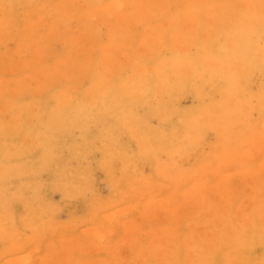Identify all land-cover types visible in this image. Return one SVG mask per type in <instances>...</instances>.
Here are the masks:
<instances>
[{
  "label": "rangeland",
  "instance_id": "rangeland-1",
  "mask_svg": "<svg viewBox=\"0 0 264 264\" xmlns=\"http://www.w3.org/2000/svg\"><path fill=\"white\" fill-rule=\"evenodd\" d=\"M156 1L164 0H0V264H189L190 254V264H217L219 259L218 264H229L237 251L234 240L242 235L251 244L245 255L241 253L244 263L251 258V264H264L259 262L264 260V241L260 240L264 231L257 232L264 230V0H222L235 4L236 16L250 4V15H244L242 21L235 17L238 23L235 18L214 21L212 11L203 16L192 14L190 0H167L163 10ZM30 24L36 25L34 35ZM241 34L244 40L238 43ZM246 42L249 50L240 57L238 50H245ZM228 75L234 76V92L224 103L231 80ZM123 82L136 87L122 96L123 107L135 115V122L128 124L117 117L109 94L103 100L106 104L99 102L98 96L92 98L95 103L86 110L83 125L71 121L53 134L47 132L49 122L56 119L53 109L71 110L88 104L89 92L85 91L93 85L112 93ZM225 108L228 114L223 113ZM204 117L211 120L207 125ZM43 119L45 123L40 122ZM126 127L143 134L146 138L142 147L146 145L152 151L139 150ZM151 132H157L160 139ZM108 156L116 158L108 160ZM213 194L218 195L216 200ZM190 200L201 204L194 207ZM258 204L261 213L252 211L260 207ZM172 206L179 208L177 212ZM251 213L253 219L246 215ZM249 225L255 229L249 230ZM162 230L166 232L164 238ZM203 232L204 237L199 236ZM166 235L173 239L168 237L167 242ZM211 239L217 241L212 243ZM134 241L141 243L140 250ZM181 241L184 247L179 248L183 246ZM153 246H158L159 253ZM203 253H211V259L206 255L210 261L203 258Z\"/></svg>",
  "mask_w": 264,
  "mask_h": 264
},
{
  "label": "bare ground",
  "instance_id": "bare-ground-1",
  "mask_svg": "<svg viewBox=\"0 0 264 264\" xmlns=\"http://www.w3.org/2000/svg\"><path fill=\"white\" fill-rule=\"evenodd\" d=\"M67 1V0H66ZM91 1V0H90ZM167 0H164L163 1V3H165ZM191 2H189V3H191V5L189 4V6H192L191 8V10H193V12H192V14L193 13H195V14H199L200 16H203L205 13H207L208 11H212V13H213V18H214V21H220V20H222V21H227L228 19H233V18H238L240 21H242V20H244V15H250V13L248 12V11H250V10H247V9H249V7H250V4H247V8L245 9V10H243L242 11V13L239 15V16H236V15H234V13L236 12V7H235V4H233V2H223L222 0H190ZM233 1H235V0H233ZM157 2V1H156ZM256 2H258V1H256ZM262 2H264V1H262ZM261 2V3H262ZM127 3V2H126ZM158 3V2H157ZM160 3V2H159ZM158 3V4H159ZM163 3H160V7L162 8V10H163V8H164V6H163ZM241 3V2H240ZM115 4V3H114ZM141 5H142V3H140ZM151 6V5H150ZM183 6H185V5H183ZM257 6V5H256ZM6 7V6H5ZM114 7V6H113ZM148 7V6H147ZM260 7V6H259ZM50 8V7H49ZM117 8V7H116ZM119 8V7H118ZM139 8V7H138ZM252 8V7H251ZM262 9V8H261ZM95 10V9H94ZM139 10V9H138ZM190 10V11H191ZM140 11V10H139ZM138 11V12H139ZM142 11V10H141ZM145 11V10H144ZM143 11V12H144ZM148 11V10H147ZM129 12V11H128ZM141 13V12H140ZM210 13V12H209ZM146 14H147V12H146ZM149 14V13H148ZM194 14V15H195ZM255 14V13H254ZM145 15V14H144ZM92 16V15H91ZM109 16V15H108ZM150 16V15H149ZM148 16V17H149ZM154 16V15H153ZM145 18V17H144ZM235 18V20L237 21V23L238 22H240L238 19H236ZM126 19V18H125ZM141 19H143V18H141ZM198 20V19H197ZM207 20V19H206ZM209 20V19H208ZM213 20V19H212ZM210 21V20H209ZM192 22V21H191ZM243 24V23H242ZM246 24V23H245ZM192 24L190 23V25L189 26H191ZM35 24H30L29 25V29L31 30V34L32 35H34V33H35V30H34V28H35ZM141 27V26H140ZM222 27H224L225 29H226V25H224V26H222ZM221 27V28H222ZM246 27V26H245ZM114 28V27H113ZM133 28V27H132ZM180 28V27H179ZM220 28V29H221ZM173 29H174V27H173ZM185 29V28H184ZM223 29H221V31H222ZM227 30V29H226ZM196 31V30H195ZM242 31V30H241ZM226 32V31H225ZM155 33V32H154ZM193 33H194V31H193ZM197 33V32H196ZM238 33V32H237ZM160 34V33H159ZM239 34V33H238ZM52 35H54V34H52ZM160 36V35H159ZM161 37V36H160ZM206 37V36H205ZM213 37V36H212ZM161 40H162V38H160ZM244 40V38H243V34H241L240 36H238V39H237V41H238V43H242L243 42V40ZM249 39V38H248ZM147 41V40H146ZM149 41V40H148ZM78 42V41H77ZM145 42V41H144ZM128 43H129V41H128ZM149 43V42H148ZM151 43H153L152 42V40H151ZM201 43V42H200ZM230 43H231V39H230ZM248 43V44H247ZM23 45H24V43H22ZM157 44V43H156ZM165 44V43H164ZM246 44H247V46L248 47H246L245 48V50L244 49H242L243 51H239L238 50V56H240V57H242L243 55H246V51L247 50H249V42H246ZM152 46H153V44H151ZM152 46H151V48L150 49H152ZM154 46H156V45H154ZM47 47V46H46ZM167 47V46H166ZM208 47H209V45H208ZM216 47V46H215ZM158 48V47H157ZM253 48V47H252ZM56 49V48H55ZM192 49V48H191ZM57 50V49H56ZM147 50V49H146ZM156 50V49H155ZM158 50V49H157ZM160 50V49H159ZM144 51V50H143ZM148 51V50H147ZM185 51V50H184ZM262 51H264V50H262ZM139 52H141V51H139ZM152 52V51H151ZM147 53V52H146ZM182 53V52H181ZM257 53V52H256ZM153 54H155V53H153ZM70 55V54H69ZM77 55V54H76ZM115 55V54H114ZM114 55H112L113 56V58H114ZM122 55V54H121ZM158 55V54H157ZM148 56V55H147ZM171 56V55H170ZM256 56V55H255ZM262 56H264V55H262ZM134 57V56H133ZM186 60V59H185ZM70 61V60H69ZM110 62V61H109ZM163 62V61H162ZM208 62H210V61H208ZM56 63V62H55ZM66 63V62H65ZM112 64V63H111ZM190 64V63H189ZM213 64V63H212ZM240 64V63H239ZM262 64H264V63H262ZM176 65V64H175ZM212 66V65H211ZM238 66V65H237ZM149 68V67H148ZM178 68V67H177ZM55 69H56V67H55ZM150 69V68H149ZM153 69V68H152ZM180 69V70H179ZM182 68H178L177 70H179L178 72H181L182 70H181ZM50 70V69H49ZM52 70V69H51ZM176 70V71H177ZM185 70V69H184ZM213 70V69H212ZM188 71H190V69H188ZM191 71H194L193 69H191ZM197 71V70H196ZM6 72V71H5ZM171 72V71H170ZM185 72H186V70H185ZM184 72V74H187V73H185ZM226 72V71H225ZM190 72H188V74H189ZM200 73V72H199ZM233 73V72H232ZM6 74V73H5ZM62 74V73H61ZM106 74V73H105ZM150 74V73H149ZM182 74V73H181ZM184 74H183V76L182 77H184ZM39 75V74H38ZM51 75V74H50ZM162 75V74H161ZM56 76V75H55ZM180 76L181 75H179V78H180ZM193 76V75H192ZM191 76V77H192ZM226 76V75H225ZM39 77V76H38ZM227 77H229V75L227 76ZM233 77L234 76H232L230 79V83H229V87L227 86V88H226V90H225V93H226V97L227 98H225V102L224 103H226L227 102V99H228V97H229V95H231L233 92H234V90L232 89V84L231 83H234L233 82ZM173 78V77H172ZM178 78V77H177ZM12 79V78H11ZM42 79V78H41ZM257 79V78H256ZM38 80V79H37ZM168 80V79H167ZM181 79H179V81H180ZM188 80V79H187ZM186 80V81H187ZM235 80V79H234ZM11 81V80H10ZM159 81V80H158ZM166 81V80H165ZM185 81V82H186ZM17 83V82H16ZM72 83V82H71ZM128 82H123L122 84H120V86H119V88H118V90L116 91V92H112V93H110L111 91H109V89L108 88H106L105 87V89L104 90H100L98 87H97V84L96 85H93L92 86V88L89 90V91H85V93L87 92H89L88 94H86V97L88 98V99H86V101H88L89 100V103L88 104H85V105H81V106H76V107H74V108H71V110H66V108L64 109V108H56V109H53L55 112H56V119H54V123H51V122H49V127H48V130H47V132H50L51 134H53L54 133V131H56V130H59V129H63V128H66L67 127V125H68V123H70L71 121H72V123H78V124H81V125H83L84 123H86V117H87V113H86V110L88 109V107L90 106V105H92V104H94L95 103V101H94V103H92V98H96L97 96L100 98L98 101L99 102H101V103H105L103 100L105 99H107V98H105L106 96H108L109 94L111 95V96H109L110 97V99H112V103H111V106L112 107H114L113 108V111L114 112H116V113H118V115H117V117H120V119L121 120H123V121H126V122H129L128 124H130V123H132L133 121L135 122V119H136V117H135V115H133V113L132 112H130L129 111V109L128 108H126V107H123V104H122V96H123V93H131V92H133V90L134 89H136V87L135 86H130V85H128L127 84ZM169 83V82H168ZM172 83H174V82H172ZM183 83H184V80H183ZM170 84V83H169ZM37 85V84H36ZM46 85V84H45ZM171 85V84H170ZM27 86V85H26ZM141 86V85H140ZM163 87V86H162ZM35 88V87H34ZM110 88V87H109ZM169 88H171V87H169ZM83 89H85V88H83ZM254 89V88H253ZM119 91V92H118ZM186 91V90H185ZM166 92V91H165ZM163 93V92H162ZM154 94V93H153ZM166 94V93H165ZM169 94H170V92H169ZM183 94V93H182ZM229 94V95H228ZM239 96H241V94L239 95ZM57 97H59V96H57ZM62 97H63V95H62ZM120 98V99H119ZM171 98V97H170ZM162 99H163V97H162ZM200 99V98H199ZM68 100V99H67ZM66 100V101H67ZM96 100V99H95ZM40 101V100H39ZM65 100H63V102H64ZM108 101V100H107ZM162 101H164V99L162 100ZM246 101V100H245ZM57 103V102H56ZM66 103V105H67V102H65ZM233 103V102H232ZM41 104V103H40ZM106 104V103H105ZM195 104V103H194ZM244 104V103H243ZM55 105V104H54ZM64 105V104H63ZM65 105V106H66ZM62 106V105H61ZM64 106V107H65ZM100 106V105H99ZM118 106H119V108H118ZM111 107V108H112ZM175 107V106H174ZM52 108V107H51ZM261 108V107H260ZM12 109V108H11ZM37 109V108H36ZM101 109V108H100ZM217 109V108H216ZM173 110V109H172ZM179 110V109H178ZM235 109H233V110H231L232 112L234 111ZM251 110V109H250ZM96 111V110H95ZM94 111V112H95ZM101 111V110H100ZM103 111V110H102ZM111 111V110H110ZM249 110H247V112H248ZM162 112H164V111H162ZM168 112V111H167ZM225 112H227V109L225 108L224 109V111H223V113H225ZM229 112V111H228ZM228 112H227V114H228ZM245 112V111H244ZM243 112V113H244ZM103 113V112H102ZM101 113V114H102ZM181 113V112H180ZM226 114V113H225ZM262 114V113H261ZM199 115V114H198ZM206 115V114H205ZM241 115H242V113H241ZM240 115V116H241ZM244 115V114H243ZM35 116V115H34ZM163 116H165V115H163ZM207 116V115H206ZM230 115H228V117H229ZM244 116H246V115H244ZM160 117H162L161 115H160ZM159 117V118H160ZM227 117V116H226ZM227 117V118H228ZM235 117V116H234ZM154 118V117H153ZM203 118V117H202ZM205 118V117H204ZM244 118V117H243ZM39 119V118H38ZM147 119V118H146ZM191 119V118H190ZM230 119H232V120H234V118H230ZM235 119H237V118H235ZM241 119V118H240ZM46 120V119H45ZM65 120V121H64ZM91 120H92V118H91ZM112 120V119H111ZM148 120V119H147ZM229 120V119H228ZM232 120H231V122H232ZM19 121V120H18ZM43 121V123H45L44 122V119L43 120H41L40 122H42ZM50 121V120H49ZM151 121V120H150ZM186 121H188L187 119H186ZM207 122L205 125H207L208 124V121H211V120H208V119H206L205 118V120H204V122ZM260 121V120H259ZM14 122V121H13ZM25 122V121H24ZM31 122V121H30ZM125 122V123H126ZM153 122V121H152ZM12 123V122H11ZM16 123V122H15ZM39 123V122H38ZM106 123V122H105ZM124 123V124H125ZM136 123H138V122H136ZM136 123H134V124H136ZM216 123V122H215ZM217 123H219L218 121H217ZM226 124H227V121L225 122ZM203 124V125H204ZM220 124H221V122H220ZM223 124H224V122H223ZM262 124V123H261ZM5 125H6V123H5ZM25 125H27L26 123H25ZM40 125V124H39ZM132 125V124H131ZM201 125V124H200ZM212 126H213V124H211ZM7 126V125H6ZM30 126V125H29ZM28 126V128L30 129V127ZM44 127H46L45 126V124L43 125ZM202 126V125H201ZM224 126V125H223ZM226 126V125H225ZM241 126V125H240ZM243 126V125H242ZM8 127V126H7ZM32 127V126H31ZM44 127H43V129L42 130H44ZM124 127V126H123ZM129 127V126H128ZM132 127H133V125H132ZM180 127V126H179ZM196 127V126H195ZM195 127H194V129H195ZM220 127H221V125H220ZM244 127V126H243ZM250 127V125L248 124V128ZM47 128V127H46ZM125 128V127H124ZM209 128V127H208ZM224 127H222V129H223ZM1 130H2V126H1V128H0ZM4 129V128H3ZM210 129V128H209ZM212 129V128H211ZM225 129V128H224ZM31 130V129H30ZM126 130H127V132H129L130 134H131V138H133V142L134 143H138V144H134V145H138L137 147H138V149L139 150H141L142 149V151L143 152H148V153H150L151 151H152V149H147L146 148V145H145V147H142L143 146V143L145 142V138L146 137H142V135H140V134H138V133H136V132H134L133 131V129L132 128H128L127 129V127H126ZM246 130V129H245ZM38 131V130H37ZM63 131V130H62ZM136 131H138V130H136ZM193 131V130H192ZM192 131H190L191 132V135H192ZM196 131V130H195ZM200 131V130H199ZM244 131V130H243ZM202 132V131H201ZM256 132V131H255ZM254 132V133H255ZM128 133V134H129ZM153 135H155L154 136V138L156 137L157 138V140L158 139H160V136L157 134V132H151ZM244 133V132H243ZM246 133H247V131H246ZM260 133H261V130H260ZM130 134H129V137H130ZM172 134V133H171ZM194 134V133H193ZM203 134V133H202ZM147 135V134H146ZM242 135V134H241ZM257 135H261V134H259V132H257ZM41 136V135H40ZM254 136H256V135H254ZM47 137V136H46ZM108 137V135H106L104 138L106 139ZM205 137V136H204ZM257 137V136H256ZM260 137V136H259ZM261 137L262 138H264V133H262V135H261ZM44 138V137H43ZM155 138V139H156ZM187 138V137H186ZM189 138L191 139V137L189 136ZM193 138V137H192ZM255 138V137H254ZM258 138V137H257ZM148 139L149 138H147V140L146 141H148ZM173 139V138H172ZM203 139V138H202ZM230 139H232L233 140V138H231V136H230ZM256 139V138H255ZM46 140V139H45ZM44 140V141H45ZM48 140V139H47ZM136 140V141H135ZM115 141V140H114ZM184 141H185V139H184ZM190 141V140H189ZM193 141H194V138H193ZM200 141V140H199ZM257 141H258V139H257ZM261 141V140H260ZM6 142V141H5ZM47 142V141H46ZM49 142V141H48ZM132 142V143H133ZM4 143V142H3ZM180 143V142H179ZM230 143H232V142H230ZM16 144V143H15ZM35 144V143H34ZM150 144V143H149ZM173 144H174V142H173ZM191 144V143H190ZM255 143H253V145H254ZM29 145V144H28ZM170 145H171V143H170ZM226 145V144H225ZM228 145H229V142H228ZM3 146V145H2ZM187 146V145H186ZM189 146V145H188ZM258 146H262V145H258ZM41 147V146H40ZM48 147V146H47ZM104 147H105V145H104ZM107 147V146H106ZM148 147L149 148H151V146H149L148 145ZM97 148V147H96ZM189 148V147H188ZM205 148V147H204ZM262 148H264V147H262ZM1 149V148H0ZM81 149H82V147H81ZM114 149V148H113ZM112 149V150H113ZM154 149V148H153ZM244 150V149H243ZM247 150V149H246ZM21 151V150H20ZM57 151V150H56ZM67 151V150H66ZM114 151V150H113ZM118 151V150H117ZM119 151H122V150H119ZM124 151V150H123ZM122 151V152H123ZM248 151V150H247ZM259 152L261 151L262 152V149L261 150H258ZM62 152V151H61ZM111 152V151H110ZM137 152H138V150H137ZM214 152V151H213ZM217 152V151H216ZM26 153V152H25ZM45 153V152H44ZM47 153V152H46ZM49 153V152H48ZM108 153H109V151H108ZM116 153V152H115ZM119 153V152H118ZM124 153H126V152H124ZM215 153V152H214ZM61 154V153H60ZM122 154V153H121ZM259 154V153H258ZM103 155H104V153H103ZM109 155H110V153H109ZM119 155V154H118ZM124 155V154H123ZM131 155V154H130ZM149 155H151V154H149ZM211 155H213V156H216V154L214 155V154H210L209 156L211 157ZM61 156V155H60ZM63 156V155H62ZM116 156H117V154H116ZM125 156V155H124ZM152 156H153V154H152ZM243 156H245L244 155V153H243ZM57 157V156H56ZM109 158H108V160L110 159V157L112 158V157H114V156H108ZM117 157H120V155L119 156H117ZM122 157V156H121ZM141 157V156H140ZM149 157V156H148ZM248 158H250L251 157V155H250V157L249 156H247ZM102 158L104 159L105 157L104 156H102ZM114 158H116V157H114ZM129 158V157H128ZM127 158V159H128ZM253 158V157H252ZM60 159V158H59ZM62 159V158H61ZM80 159V158H79ZM146 159H147V157H146ZM145 159V160H146ZM107 160V159H106ZM105 160V161H106ZM104 161V160H103ZM119 162V161H118ZM104 163V162H103ZM107 163V162H106ZM219 163V162H218ZM232 163V162H231ZM60 164V163H59ZM102 165V164H101ZM121 165H123V164H121ZM220 165H221V163H220ZM219 165V166H220ZM36 166V165H35ZM159 166H160V164H159ZM225 166V165H224ZM17 167H19V166H17ZM163 167V166H162ZM223 167V166H222ZM221 167V168H222ZM257 167H258V165H257ZM160 168V167H159ZM208 168H210V167H208ZM213 168V167H212ZM220 168V167H219ZM259 168V167H258ZM10 169V168H9ZM215 169H216V167H215ZM222 169H224V168H222ZM26 170H27V168H26ZM161 170H163V169H161ZM220 170V169H219ZM30 171V170H29ZM210 171H213V170H210ZM3 172V171H2ZM6 172L8 173V171L6 170ZM11 172H12V169H11ZM115 172V171H114ZM165 172V171H164ZM215 172V171H214ZM137 173V172H136ZM139 173V172H138ZM163 173V172H162ZM162 173H160V174H162ZM165 173H167V172H165ZM164 173V174H165ZM262 173H264V171H262ZM1 174V173H0ZM9 174V173H8ZM11 174V173H10ZM9 174V175H10ZM100 174V173H99ZM160 174H158L159 176H160ZM164 174H162V175H164ZM168 174V173H167ZM217 174V173H216ZM4 175V174H3ZM32 175V174H31ZM118 175V174H117ZM211 175V174H210ZM26 176V175H25ZM112 176V175H111ZM139 177V176H138ZM165 177V175L163 176V178ZM23 178H25V177H23ZM170 178V177H169ZM204 178V177H203ZM26 179V178H25ZM89 179H91V177L89 178ZM166 179V178H165ZM257 179V178H256ZM116 180V179H115ZM168 180V179H167ZM248 180V179H247ZM255 180V179H254ZM256 181V180H255ZM10 182V181H9ZM83 182V181H82ZM199 182H200V179H199ZM220 182H221V180H220ZM250 182L252 183V181L250 180ZM111 183V182H110ZM198 183V182H197ZM228 183V182H227ZM226 183V184H227ZM248 183V182H247ZM256 182H254V184H255ZM229 184V183H228ZM9 185V184H8ZM113 185V184H112ZM112 185H111V187H112ZM213 185H215V184H213ZM220 185H222L221 183H220ZM247 185V184H246ZM262 185H264V184H262ZM88 186V185H87ZM226 187V186H225ZM225 187H223V190L225 191ZM230 187V186H229ZM71 188V187H70ZM75 188V187H74ZM83 188V187H82ZM218 188V187H217ZM247 188H248V186H247ZM247 188L245 187V190H247ZM12 189V188H11ZM229 189V188H228ZM250 190V189H249ZM248 190V191H249ZM195 191V190H194ZM231 191V190H230ZM27 192V191H26ZM29 192V191H28ZM94 192V191H93ZM178 192V191H177ZM122 193V192H121ZM121 193L119 194V195H121ZM195 193V192H194ZM211 193V192H210ZM251 193V192H250ZM123 194H124V192H123ZM179 194V193H178ZM216 194V193H215ZM224 194V193H223ZM228 194V193H227ZM262 194H264V193H262ZM81 195H83V194H81ZM173 195V194H172ZM195 195V194H194ZM193 195V196H194ZM205 195V194H204ZM214 195V194H213ZM225 195V194H224ZM215 196V195H214ZM218 195H216L215 196V200H216V197H217ZM185 197V196H184ZM187 197H190V196H187ZM187 197L185 198L186 200H187ZM206 197H208V196H206ZM206 197H205V199H206ZM198 198V197H197ZM197 198H196V200H197ZM218 198V197H217ZM220 198V197H219ZM224 198V197H223ZM226 198H228V199H230L229 197H227L226 196ZM226 198H225V200H226ZM232 198V197H231ZM259 198V197H258ZM184 199V198H183ZM184 199V200H185ZM202 201H203V199L202 198H200ZM199 199V200H200ZM222 199V198H221ZM257 199V198H256ZM12 200V199H11ZM86 200H88V199H86ZM177 200V199H176ZM199 200H198V202H199ZM214 200V201H215ZM183 201V200H182ZM188 201V200H187ZM190 201H192L191 203L192 204H194L193 203V200H190ZM189 201V202H190ZM231 201V200H230ZM241 201V200H240ZM260 201V200H259ZM262 201V200H261ZM161 202V201H160ZM170 202H171V200H170ZM198 202H196V203H198ZM204 202H205V200H204ZM204 202H202V203H204ZM224 203H225V201H223ZM242 202V201H241ZM255 202V201H254ZM164 203V202H163ZM167 203V202H166ZM188 203V202H187ZM195 203V204H196ZM200 204H201V202H199ZM211 203V202H210ZM226 203H227V201H226ZM247 203V202H246ZM262 203H264V202H262ZM132 204V203H131ZM175 205H176V203H174ZM174 204H172V205H174ZM182 204V203H181ZM181 204H180V206H181ZM194 204V207L196 206L197 207V205H195ZM238 204H240V203H238ZM146 205V204H145ZM179 205V204H178ZM177 205V206H178ZM184 205H186V204H184ZM190 205V204H189ZM188 205V206H189ZM209 205H211V208L213 207L212 206V204H209ZM241 205V204H240ZM240 205H237V206H235V208L237 207L238 208V206H240ZM260 207H257L256 208V210H253L252 209V211L254 212H257L258 213V211H259V213H261L262 212V210H261V205L262 206H264V204H258ZM21 206H22V204H21ZM124 206V205H123ZM162 206H163V204H162ZM198 206H200L199 204H198ZM228 206V205H227ZM96 207V206H95ZM140 207V206H139ZM161 207V206H160ZM185 207V206H184ZM187 207V206H186ZM191 207V206H190ZM192 207H193V205H192ZM191 207V208H192ZM207 207H208V205H207ZM224 207V206H223ZM241 207H242V205H241ZM128 208V207H127ZM137 208V207H136ZM142 208V207H141ZM174 207L172 206V209H173ZM189 208V207H188ZM200 208H201V206H200ZM199 207L196 209V211L198 210L199 211V209H200ZM220 208V207H219ZM236 208V209H237ZM258 208L260 209V210H258ZM114 209V208H113ZM179 208H174V210L177 212V210H178ZM193 209V208H192ZM195 209V208H194ZM207 209H209V208H207ZM216 209V208H215ZM217 209H218V207H217ZM246 209H248V206L246 207ZM262 209H264V208H262ZM127 210V209H126ZM130 210V209H129ZM147 210V209H146ZM149 210V209H148ZM147 210V211H148ZM173 210V211H174ZM183 210V209H182ZM212 210V209H211ZM225 211H226V209H224ZM239 210V209H238ZM244 210V209H243ZM242 210V211H243ZM250 210V209H249ZM116 211V210H115ZM123 211V210H122ZM125 211V210H124ZM143 211H145L144 209H143ZM179 211H181V210H179ZM195 210H194V212H196ZM204 211H205V209H204ZM208 211V210H207ZM209 211H210V209H209ZM213 211V210H212ZM224 211V212H225ZM245 211H247V213H248V210H245ZM125 212H127V211H125ZM164 212V211H163ZM183 212L185 213V210H183ZM202 212H203V210H202ZM184 213H183V215H184ZM206 213V212H205ZM210 213V212H209ZM214 213H218V212H214ZM220 213V212H219ZM218 213V214H219ZM235 213V212H234ZM233 213V214H234ZM246 213V212H245ZM109 214H110V212H109ZM108 214V215H109ZM114 214V213H113ZM147 214H148V212H147ZM146 213H145V217H146V215H147ZM168 214V213H167ZM173 214V215H172ZM171 215L172 216H174V213H172ZM178 214V213H177ZM208 214V213H207ZM222 214L224 215V213H221V216H222ZM231 214H232V212H231ZM236 214V213H235ZM255 214V213H254ZM111 215V214H110ZM149 215V214H148ZM151 215V214H150ZM149 215V216H150ZM176 215V214H175ZM216 215V214H215ZM214 214H213V216H215ZM237 215V214H236ZM243 215V214H242ZM241 215V216H242ZM246 215H248L249 217L252 215V213L251 214H246ZM245 215V216H246ZM259 215V214H258ZM7 216H8V214H7ZM27 216V215H26ZM34 216H35V214H34ZM124 216V215H123ZM152 216V215H151ZM177 216V215H176ZM187 216V215H186ZM225 216V215H224ZM233 216V215H232ZM231 216V217H232ZM257 216V215H256ZM256 216H255V218H256ZM262 216H264V215H262ZM159 217H161V216H159L158 215V218ZM165 217V216H164ZM171 217V216H170ZM244 217V216H243ZM242 217V218H243ZM258 217V216H257ZM123 218V217H122ZM121 218V219H122ZM127 218H129V217H127ZM133 218V217H132ZM142 219L141 220H144L143 219V217H141ZM203 218V217H202ZM225 218H227V217H225ZM250 218H252V217H250ZM249 218V219H250ZM258 218H260V217H258ZM162 219V218H161ZM179 219H181V218H179ZM244 219V218H243ZM246 219H247V217H246ZM253 219V218H252ZM261 219V218H260ZM3 220V219H2ZM6 220V219H5ZM117 220H118V218H117ZM147 220V219H146ZM158 220H160V218L158 219ZM192 220V219H191ZM248 220V219H247ZM122 221V220H121ZM129 221V220H128ZM136 221V220H135ZM163 221V220H162ZM178 221V220H177ZM210 221V220H209ZM228 221V220H227ZM238 221V220H237ZM260 221V220H259ZM262 221H264V219H262ZM262 221H260L261 223H262ZM23 222V221H22ZM112 222V221H111ZM138 222V221H137ZM142 222H144V221H142ZM158 222H160V221H158ZM171 222V221H170ZM191 222V221H190ZM193 222H197V221H193ZM192 222V223H193ZM236 222V221H235ZM248 222V221H247ZM251 222H253V221H251ZM31 223V222H30ZM29 223V224H30ZM109 223V222H108ZM122 224L121 225H123V222H121ZM141 223V222H140ZM189 223V222H188ZM194 223V224H195ZM228 223V222H227ZM245 223H246V220H245ZM256 223V222H255ZM41 224V223H40ZM112 224H113V222H112ZM120 224V223H119ZM127 224H129V223H127ZM159 224V223H158ZM165 224V223H164ZM197 224H199V223H197ZM223 224H224V226L226 225L224 222H223ZM222 224V225H223ZM237 224V223H236ZM241 224V223H240ZM249 224V223H248ZM18 225V224H17ZM93 225V224H92ZM120 225V226H121ZM140 225V224H139ZM138 225V226H139ZM202 225V224H201ZM205 225V224H204ZM208 225V224H207ZM207 225H206V227H207ZM246 225V224H245ZM253 225V224H252ZM256 225V224H255ZM100 226V225H99ZM151 226V225H150ZM162 226V225H161ZM188 226V225H187ZM209 226V225H208ZM218 226V225H217ZM227 227H228V225H226ZM231 227H232V229H234L233 227L234 226H232V225H230ZM230 226H229V228H230ZM250 226V225H249ZM88 227V226H87ZM135 227H137V226H135ZM154 227V226H153ZM205 227V226H204ZM226 227V228H227ZM125 228V227H124ZM152 228V227H151ZM166 228V227H165ZM171 228V227H170ZM170 228H168V229H170ZM200 228V227H199ZM208 228V227H207ZM215 228V227H214ZM229 228H227V230H231V229H229ZM242 230H241V232H243L244 230H243V228H242V225H241V227H240ZM251 228H254V227H251L250 226V228H249V230H251ZM261 228H264V226H262ZM5 229V228H4ZM83 229V228H82ZM86 229H88V228H86ZM102 229V228H101ZM114 228L112 227V229L110 230V231H112ZM126 229H128V228H126ZM130 229V228H129ZM134 229H136V228H134ZM181 229V228H180ZM183 229V228H182ZM193 229V228H192ZM192 229H191V232L193 233V231H192ZM209 229H211V228H209ZM209 229L207 230V232L209 231ZM223 229H225V228H223ZM255 229V228H254ZM259 229V228H258ZM3 230V229H2ZM124 230V229H123ZM163 230H165L164 229V227H163ZM162 230V233H161V235L163 234V237L162 238H164V235L166 234V232L165 231H163ZM175 230V229H174ZM174 230H172V232L174 233ZM184 230V229H183ZM186 230V229H185ZM212 230V229H211ZM210 230V232H212ZM235 230V229H234ZM91 231H92V229H91ZM96 231V230H95ZM94 231V232H95ZM100 231V230H99ZM125 231V233L127 232L126 230H124ZM146 231V230H145ZM148 231H149V229H148ZM152 231H154V230H152ZM167 231V230H166ZM199 231V230H198ZM228 231V235H229V232ZM233 231V230H232ZM248 231V230H247ZM254 231V230H253ZM261 231H264V230H259V231H257V232H261ZM86 232V231H85ZM90 232V231H89ZM136 232H137V229H136ZM151 232V231H150ZM165 234H164V233ZM184 232H186V231H184ZM205 232V231H204ZM204 232H203V235H201V233H200V235L199 236H202V237H204ZM210 232H209V235H210ZM235 232V231H234ZM232 233V234H234L235 235V233ZM237 232L239 233V230L237 229V231H236V236H237ZM245 232V231H244ZM243 232V233H244ZM103 233V232H102ZM105 233V232H104ZM140 233H141V231H140ZM148 233V232H147ZM168 234H169V232H167ZM176 233V232H175ZM178 233V232H177ZM176 233V234H177ZM217 233V232H216ZM248 233H250V232H248ZM252 233V232H251ZM94 234V233H93ZM107 234V233H106ZM124 234V233H123ZM156 234V233H155ZM154 234V235H155ZM171 234V233H170ZM196 234H198V232H194V235H196ZM205 234H207V233H205ZM212 234H214V233H212ZM218 234H219V231H218ZM246 234V233H245ZM257 234V233H256ZM262 234H264V232H262ZM261 234V235H262ZM109 235V234H108ZM135 235V234H134ZM140 235V234H139ZM143 235H144V233H143ZM173 236H174V234H172ZM178 235V234H177ZM192 236H193V234H191ZM221 235V234H220ZM239 235V234H238ZM250 236H251V234H249ZM248 235V236H249ZM261 235H259V236H261ZM106 236V235H105ZM152 236V235H151ZM173 236H171V238L169 237V236H165V237H167L166 238V240L168 239V237L170 238V239H173L172 237ZM181 236V238L183 239V237H182V235H180ZM189 236V235H188ZM192 236H190V238L192 237ZM196 236H198V235H196ZM196 236H194V237H196ZM216 236H217V234H216ZM258 236V235H257ZM256 236V237H257ZM95 237V236H94ZM99 237H101V236H99ZM127 237V236H126ZM135 237H136V235H135ZM141 236H139V238H140ZM208 236H206V238H207ZM218 237V236H217ZM224 237V236H223ZM222 237V238H223ZM232 237V236H231ZM242 237H243V235H242ZM242 237H241V239H240V237L238 236V238H239V240L237 239V238H235V240H238L237 241V243L235 242V240H234V243L235 244H237V247H236V249H237V251H236V253H234L233 255L231 254L232 252H230L229 253V251H228V253H229V255H232L231 256V258L229 257V255H228V253H227V255H228V257L230 258L229 259V264H243L244 263V260H245V258H244V255H245V252L244 251H246L247 252V250H249V247H251L250 245V240L249 241H246L245 239L243 240L242 239ZM245 237V236H244ZM123 238V237H122ZM121 238V239H122ZM132 238V237H131ZM139 238H136L138 241H139ZM142 238V237H141ZM174 238H175V236H174ZM178 237H176V239H177ZM187 238H189V237H187ZM186 238V239H187ZM190 238H189V241H190ZM198 239L199 238H201V237H197ZM221 238V237H220ZM227 238V237H226ZM233 239H234V237H232ZM232 238H228V239H232ZM248 238V237H247ZM250 238V237H249ZM262 238H264V236H262ZM260 239L261 241H264V239ZM16 239V238H15ZM76 239V238H75ZM107 239V238H106ZM127 239H128V237H127ZM133 240H134V238H132ZM146 239V238H145ZM149 239V238H148ZM147 239V240H148ZM151 239V238H150ZM149 239V240H150ZM197 239V241H199ZM224 239V238H223ZM258 239V238H257ZM66 240H68V239H66ZM113 240V239H112ZM140 240H142V242L144 241L143 239H140ZM148 240V241H149ZM156 240V239H155ZM165 240V241H166ZM178 240V239H177ZM205 240V239H204ZM217 241V239H214L213 240V242L214 241ZM259 240V239H258ZM36 241V240H35ZM69 241V240H68ZM67 241V242H68ZM71 241V240H70ZM73 241V240H72ZM75 241V240H74ZM108 241V240H107ZM121 241V240H120ZM123 241H125V240H122V242ZM132 240L130 239V242H131ZM138 241H134L133 243H136V245H138L139 243H138ZM164 241V240H163ZM183 241H184V239H183ZM183 241H181L182 242V245L184 244L183 243ZM186 241H188V240H186ZM197 241H195V242H197ZM210 240H208L207 241V244H208V242H209ZM220 241H222V240H220ZM219 241V242H220ZM224 241V243H225V239L223 240ZM228 241V240H227ZM66 242V243H67ZM81 242V241H80ZM88 242V241H87ZM95 242V241H94ZM105 242V241H104ZM150 243H151V241H149ZM159 242H161L160 240H159ZM167 242H168V240H167ZM200 242V241H199ZM203 242V241H202ZM205 242V241H204ZM211 242H212V239H211ZM212 242V243H213ZM218 242V243H219ZM31 243V242H30ZM35 243V242H34ZM65 243V244H66ZM72 243V242H71ZM97 243V242H96ZM116 243H118V240H117V242ZM127 243V242H126ZM125 243V244H126ZM138 243V244H137ZM171 243V242H170ZM178 242L176 241V244H177ZM180 243V242H179ZM190 242H188V244H189ZM206 243V242H205ZM210 243V242H209ZM217 243V242H216ZM223 243V249H224V244ZM37 244V243H36ZM68 244H70V243H68ZM73 244V243H72ZM76 244V243H75ZM74 244V247L78 244H76L75 245ZM108 244V243H107ZM119 244V243H118ZM117 244V245H118ZM129 244V243H128ZM141 244V243H140ZM140 244H139V246H138V248L140 247ZM148 245L149 243H145V245ZM168 243H166V245H167ZM176 244H175V248L177 249V247H176ZM187 244V245H188ZM194 244H196V243H194ZM193 244V245H194ZM211 244V243H210ZM220 244V243H219ZM219 244H217V245H219ZM227 244H230V241H228V243ZM232 244H233V241H232ZM231 244V245H232ZM262 244H264V243H262ZM50 245V244H49ZM71 245V244H70ZM70 245H67V246H70ZM80 245H81V243H80ZM97 246H98V244H96ZM96 245H94V246H96ZM103 245H104V243H103ZM106 245V244H105ZM121 245V244H120ZM124 245V244H123ZM131 245H134V244H132L131 243ZM143 245H144V242H143ZM150 245V244H149ZM157 245H159V244H157ZM171 245H172V243H171ZM186 245V247H187V250L189 249L188 248V246L190 245L191 246V243L187 246ZM230 245V246H231ZM53 246V245H52ZM78 246V245H77ZM76 246V247H77ZM109 246V245H108ZM135 246V245H134ZM168 246H169V244H168ZM196 246H199V248H201V245L198 243V245H196ZM203 246V245H202ZM212 246V245H211ZM221 246H222V244H221ZM229 246V245H228ZM234 246V245H233ZM72 247V246H71ZM70 247V248H71ZM84 247V246H83ZM98 247H100V246H98ZM104 247V246H103ZM129 247V246H128ZM144 247H146V249H147V246H144ZM158 247V246H157ZM156 246L154 247L153 246V248L155 249V250H157V252L159 253V251H158V249H156L157 248ZM181 247H184V245L183 246H179V248H181ZM259 247V246H258ZM73 248V247H72ZM81 248H82V245H81ZM96 248V247H95ZM119 248V247H118ZM136 248V247H135ZM134 248V249H135ZM149 248H151V247H149ZM148 248V249H149ZM161 248V247H160ZM203 248V247H202ZM216 248V247H215ZM232 248V247H231ZM78 249V248H77ZM100 249H101V247H100ZM114 249V248H113ZM117 249V248H116ZM125 249V248H124ZM141 248H139V250H140ZM145 249V250H146ZM171 249V248H170ZM210 250H211V252H212V249H213V247H210L209 248ZM217 249V248H216ZM215 249V250H216ZM229 249H230V247H229ZM242 249V250H241ZM67 250H69L68 248H67ZM72 250V249H71ZM95 250V249H94ZM97 250V249H96ZM133 250V249H132ZM138 249L136 248V251H137ZM143 250V249H142ZM150 250V249H149ZM169 250V249H168ZM182 250H184L183 248H182ZM186 250V251H187ZM190 250V249H189ZM200 250V249H199ZM198 250V251H199ZM226 250H228V249H226ZM254 250V249H253ZM32 251H34V249L32 250ZM147 251V250H146ZM146 251H144V252H146ZM185 251V250H184ZM184 251H182V252H184ZM185 251V252H186ZM191 251V250H190ZM217 251V250H216ZM225 251V250H224ZM27 252V251H26ZM132 252V251H131ZM130 252V253H131ZM150 253H151V251H149ZM153 252V251H152ZM178 252V251H177ZM177 252H175V254L177 253ZM181 252V253H182ZM202 252H203V250H202ZM205 252H206V250H205ZM221 252V254H219V255H222L223 253H222V251H220ZM219 252V253H220ZM226 252V251H225ZM224 252V254H226ZM242 252H244V255H242L241 253ZM72 253V252H71ZM114 253H116V252H114ZM135 253V252H134ZM143 253V252H142ZM166 253H167V251H166ZM180 253V252H179ZM181 253H180V255H181ZM208 253V252H207ZM213 253H214V251H213ZM212 253V254H213ZM216 253V252H215ZM15 254V253H14ZM21 254V253H20ZM23 254V253H22ZM63 254V253H62ZM147 254V253H146ZM163 254H165V253H163ZM175 254H174V256H175ZM178 254V253H177ZM184 254V253H183ZM182 254V255H183ZM210 255H207V254H205L204 255V253H203V258H206V255L207 256H211V253H209ZM248 254V253H247ZM251 254V253H250ZM35 255V254H34ZM37 255V254H36ZM71 255V254H70ZM121 255V254H120ZM137 255V254H136ZM148 255V254H147ZM150 255V254H149ZM149 255H148V257H149ZM154 255V253H152V256ZM157 255V254H156ZM155 255V256H156ZM159 255V254H158ZM186 255V254H185ZM187 255H188V253H187ZM249 255V254H248ZM248 255H246V260L248 259L247 258V256ZM257 255V254H256ZM18 256V255H17ZM50 256V255H49ZM145 258H146V255H143ZM177 256V255H176ZM253 256V255H252ZM251 256V257H252ZM260 258L262 257V255H258ZM34 257V256H33ZM40 257V256H39ZM65 257V256H64ZM113 257H114V254H113ZM138 257V256H137ZM168 257V256H167ZM186 257V256H185ZM185 257H184V259H185ZM190 257L192 258V256H191V254H190ZM212 257V256H211ZM211 257H210V259H211ZM218 257V256H217ZM223 257V256H222ZM243 257V258H242ZM20 258V257H19ZM41 258V257H40ZM67 258V257H66ZM71 258V257H70ZM117 258V256H115V259ZM120 258V257H119ZM139 259H140V257H138ZM157 258V257H156ZM176 258V257H175ZM175 258H174V260H175ZM187 258V257H186ZM189 258V257H188ZM188 259V261L190 260V261H193V258L192 259ZM214 258V257H213ZM252 258H254V256L252 257ZM257 258V257H256ZM22 259V258H21ZM31 259V258H30ZM43 259V258H42ZM50 259V258H49ZM48 259V260H49ZM69 259V258H68ZM134 259V258H133ZM149 259V258H148ZM150 259H151V257H150ZM162 259V258H161ZM207 259H208V257L206 258V261H207ZM218 259V258H217ZM216 259V260H217ZM251 259V258H250ZM250 259H248V262L250 263L251 261H249ZM258 259V258H257ZM4 260H6V259H4ZM32 260V259H31ZM34 260V259H33ZM40 260V259H39ZM66 260V259H65ZM89 260V259H88ZM97 260V259H96ZM95 260V261H96ZM119 260V259H118ZM144 260V259H143ZM156 260V259H155ZM214 260V259H213ZM212 260V261H213ZM216 260L214 261V263L216 262ZM221 259H219V261H220ZM228 259H226V261H227ZM255 260V259H254ZM22 261V260H21ZM44 261V260H43ZM52 262H53V260H51ZM100 261H102L101 259H100ZM115 261H117V260H115ZM136 261V260H135ZM159 261V260H158ZM157 261V262H158ZM180 261V260H179ZM187 261V260H186ZM189 261V264L190 263H192V262H190ZM196 261V260H195ZM194 261V262H195ZM208 261H210L209 259H208ZM218 261V260H217ZM218 261V263H220ZM256 261V260H255ZM1 262V261H0ZM2 262H3V260H2ZM5 262V261H4ZM8 262V261H7ZM10 262H12V261H10ZM37 262V261H36ZM41 262V261H40ZM51 262V263H52ZM55 262V261H54ZM58 262H61V261H58ZM57 262V263H58ZM65 262H67V261H65ZM90 262V261H89ZM97 262V261H96ZM138 262V261H137ZM136 262V263H137ZM146 262V261H145ZM165 262H166V260H165ZM183 262V261H182ZM247 262V261H246ZM248 262H247V264H248ZM259 262H264V260H262V261H260L259 260ZM28 263V262H27ZM33 263V262H32ZM39 263V262H38ZM92 263V262H91ZM159 263V262H158ZM195 263H197V262H195ZM194 263V264H195ZM213 263V262H212ZM217 263V264H218ZM253 264H254V262H252ZM5 264V263H4ZM8 264V263H7ZM29 264V263H28ZM53 264V263H52ZM68 264V263H67ZM88 264V263H87ZM93 264V263H92ZM99 264V263H98ZM103 264H104V261H103ZM151 264V263H150ZM154 264H155V262H154ZM175 264V263H174ZM185 264H187V263H185ZM200 264V263H199ZM203 264V263H202ZM209 264H210V262H209ZM222 264H224V263H222ZM226 264H227V262H226ZM245 264V263H244ZM251 264V263H250ZM260 264V263H259Z\"/></svg>",
  "mask_w": 264,
  "mask_h": 264
}]
</instances>
